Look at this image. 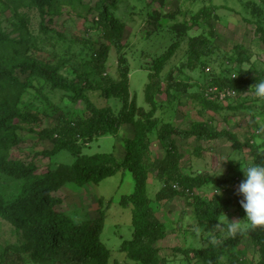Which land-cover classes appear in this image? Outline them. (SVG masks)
Returning a JSON list of instances; mask_svg holds the SVG:
<instances>
[{
    "label": "rangeland",
    "instance_id": "rangeland-1",
    "mask_svg": "<svg viewBox=\"0 0 264 264\" xmlns=\"http://www.w3.org/2000/svg\"><path fill=\"white\" fill-rule=\"evenodd\" d=\"M38 1L43 12L36 0H0V206L7 209L5 213L0 210V264H93L76 261L72 254L65 261L63 250L41 249L39 235L16 226L7 216L13 212L46 224L51 219L50 208L73 224L100 220L101 241L111 253L108 264H136L119 251L121 242L131 238V206L119 205L122 195L133 192L130 173L85 185L64 176L74 162L94 153L110 154L121 162L125 142L133 137L132 124H123L115 134L76 138L66 148L65 144L55 147L49 138L59 135L51 130H67L90 118L91 113L83 99L48 81L37 69L63 78L96 108H110L115 117L122 114V100L105 98L101 88L106 86V77L126 80L134 119L151 122L148 138L153 159L165 156L159 141L163 125L185 133L173 136L182 156V176L207 177V184L189 189L175 180L180 196L158 203L155 196L169 173L160 180L157 171L147 167V196L156 206L155 218L167 230L156 246L167 264H212V253L217 254V264H229L236 257L241 264H257L258 246L249 237L239 239L231 249L208 248L251 227L237 189L244 179L242 171L263 162L264 100L254 96L252 78L264 74V46L258 31L264 29V0H214V4L165 0L163 6L157 0ZM101 6L124 23L125 30L120 50L114 46L108 50L104 73L98 74L91 65L92 55L109 43L98 20ZM201 8L208 10V18L196 17ZM158 11L174 33L156 31L158 26L150 15ZM196 40L207 43L201 52ZM239 45L247 62L242 63L238 56ZM167 50L170 58L159 62ZM234 68L249 71L251 81L237 97L220 101L223 87H215L214 79L221 77L225 85V76L233 75ZM151 75L160 82L153 110L144 99ZM205 100L220 109H210ZM195 123L227 131L240 145L233 148L225 138L199 140L190 135ZM28 195L32 198L13 205ZM40 197L39 207L36 200ZM195 197L207 204L205 210L190 205ZM214 198L218 206H212ZM45 200L56 203L49 206ZM199 217L205 222H199ZM177 249L199 254H182Z\"/></svg>",
    "mask_w": 264,
    "mask_h": 264
},
{
    "label": "trees",
    "instance_id": "trees-1",
    "mask_svg": "<svg viewBox=\"0 0 264 264\" xmlns=\"http://www.w3.org/2000/svg\"><path fill=\"white\" fill-rule=\"evenodd\" d=\"M157 1L160 2V4L157 3L159 6H163V2L165 0ZM205 1L210 2L211 0ZM36 2L40 12H43L41 1L36 0ZM101 8L102 12L99 15L98 20L100 21L103 30L108 35L109 43L108 45L102 44L99 47V50L92 55L93 60L91 65L98 74L104 73L108 50L112 46H114L117 50H120V41L125 30L124 23L119 22L110 12H108L105 6H101ZM160 11L153 12V14L150 15V18L154 22L155 26H158L156 31H162L167 34L170 32L174 33L172 25H169L166 21L162 20L163 16L159 13ZM207 12L208 10L201 8L196 17L198 18L199 16H202L204 18H208L209 16ZM258 31L259 40L264 46V29L259 28ZM157 34L158 33H155L154 35ZM181 34L182 33L180 32V35ZM170 35L173 38L174 35ZM195 43L196 45L197 43L199 44L198 51L201 52V47L204 46L203 44L206 42L203 40H196ZM190 45L191 44H189V46ZM191 48L195 49V47ZM236 48L241 62H247L248 58L245 55L244 48L240 45L236 46ZM167 51L162 57L158 58L159 62L163 63L167 58H170L171 51ZM96 57L97 59H94ZM158 71L159 69H157L156 73H158ZM37 72L39 75L45 77L48 81L57 85L64 91L71 92L76 97L78 96L83 99L87 109L91 113L90 118L80 124L73 123L67 130H51V132H55L59 135L58 138H52L51 136L49 138L55 147L65 144L64 147L66 148L69 144L76 142V138H91V136H96V134H99L100 136L105 134H115L123 124H132L133 137L125 142L126 152L121 162H117L110 154L94 153L90 156H83L74 162V166L69 168L64 176L69 177V181L74 182L75 184L85 185L88 183L99 184L103 180L115 176L117 173H121V176H123L126 172L130 173L134 183L133 192L129 195H122L119 200V205L124 208L128 205L131 206V238L122 241L119 246V251L125 253V256L136 264H167V260L160 256V249L156 246L158 241L165 239L167 230L162 224H160L159 220L155 218L157 212L156 206H152V201H150L147 196V167L150 166L155 169L160 180L163 179L162 177L165 172L169 173L168 180L163 181V187L155 196L156 202L158 203L161 201L167 202L176 196H180L179 190H176L177 185L173 184L175 180L176 182L178 181L179 183H183L184 186H187L189 189L201 188L203 185L207 184L209 182L207 177L200 179L182 176L179 165L182 156L176 149L173 136L175 134L185 133L178 131L170 124L163 125L159 129V141L165 148V156L161 160L153 159L151 157L150 141L148 138V126L151 122L148 119H134V113L132 111L133 103L132 101H129L128 84L126 80L117 82L113 81L111 77H106V86L101 88L102 95L105 98L114 97L122 100V114L120 117H115L110 108H96L79 89L75 88L74 85L68 83L63 78L54 75L50 71L42 69H37ZM233 72L235 73L234 77L230 78L231 72L228 76H225L228 79V82H226L225 85L222 84L225 82L221 79V77L214 79L216 83L215 85L222 86L223 88L225 86L236 90L237 92L245 90L250 83L249 81H251L249 79L250 72L241 68H234ZM253 73L254 72L251 74ZM155 75L149 76L150 81L146 85L144 91L145 102L151 105L152 110L156 107V104L153 101V96L158 93L160 89V82L156 79L157 76ZM252 80L255 83H259L264 80V74H256V77L252 78ZM206 99L208 100V98ZM209 101L205 100L210 109H220L212 104V101ZM151 114L152 111L149 112V115ZM190 135L198 138L199 140L225 138L231 141L233 148H237L240 145L235 137L227 131L217 132L216 130L209 129L203 123H195L190 130ZM260 155L263 157L262 164H264V150L260 153ZM174 186H176V188ZM31 198V195L25 196L24 198L17 200L13 205ZM215 199L216 198L213 200L214 204L212 203V206H218ZM40 201L41 197L36 200L39 207L42 206ZM44 203L50 206L55 204L56 201L45 200ZM192 204L197 209L200 208V210H205L207 207V204L202 203L197 197L190 202V205ZM0 210L4 213L7 211L6 208H2L1 206ZM213 213L215 214L216 211ZM48 215L51 219L48 220L46 224H38L31 218H22L13 212H7V216L16 226L31 229L41 237V249H53V252L58 250V253L63 250L65 261L68 260L67 255L72 254L73 259L76 261L92 262L93 264H108L111 253L101 241L102 223L100 220L95 221L92 224H73L67 216L56 213V211L52 210V208L48 210ZM199 218V222H205L201 219V217ZM243 237H249L254 246H258L259 257L257 264H264V225L254 227L251 226L250 228L239 232L232 239L226 240L224 244L212 243L208 250L222 248L231 249L238 243L239 239ZM208 242H210V240H208ZM177 251H180L182 254L189 251L194 252L195 255L197 253L199 254L197 250L184 251L177 249ZM211 257L212 264H217V254L215 255V253H212ZM241 261L242 260H240L239 257H236L230 260L229 264H241Z\"/></svg>",
    "mask_w": 264,
    "mask_h": 264
},
{
    "label": "clouds",
    "instance_id": "clouds-1",
    "mask_svg": "<svg viewBox=\"0 0 264 264\" xmlns=\"http://www.w3.org/2000/svg\"><path fill=\"white\" fill-rule=\"evenodd\" d=\"M234 75L235 73L230 75V78L234 77ZM214 86L218 88V86ZM254 88V96L264 100V81L256 83ZM220 89L230 88L224 86V88ZM233 91L235 96L232 98H235L239 93L236 94L237 91ZM242 173L244 179L239 183L237 189V194L242 196L240 205L245 212L249 226H262L264 225V164L254 163L247 166ZM174 187L176 188V186Z\"/></svg>",
    "mask_w": 264,
    "mask_h": 264
},
{
    "label": "built area",
    "instance_id": "built-area-1",
    "mask_svg": "<svg viewBox=\"0 0 264 264\" xmlns=\"http://www.w3.org/2000/svg\"><path fill=\"white\" fill-rule=\"evenodd\" d=\"M235 96V92L230 89H225L219 94V100L222 101L226 98H231Z\"/></svg>",
    "mask_w": 264,
    "mask_h": 264
},
{
    "label": "crops",
    "instance_id": "crops-1",
    "mask_svg": "<svg viewBox=\"0 0 264 264\" xmlns=\"http://www.w3.org/2000/svg\"><path fill=\"white\" fill-rule=\"evenodd\" d=\"M205 1V0H204ZM211 3H213L214 4V0H211ZM168 37V36H167ZM165 40V39H164Z\"/></svg>",
    "mask_w": 264,
    "mask_h": 264
}]
</instances>
